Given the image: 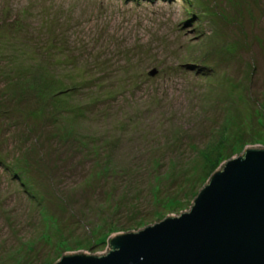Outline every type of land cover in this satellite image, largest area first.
Segmentation results:
<instances>
[{"label":"rangeland","instance_id":"rangeland-1","mask_svg":"<svg viewBox=\"0 0 264 264\" xmlns=\"http://www.w3.org/2000/svg\"><path fill=\"white\" fill-rule=\"evenodd\" d=\"M248 148H264V0H0V264L106 255Z\"/></svg>","mask_w":264,"mask_h":264},{"label":"water","instance_id":"water-1","mask_svg":"<svg viewBox=\"0 0 264 264\" xmlns=\"http://www.w3.org/2000/svg\"><path fill=\"white\" fill-rule=\"evenodd\" d=\"M193 202L178 217L114 235L106 255L67 254L55 264H264V148L226 162Z\"/></svg>","mask_w":264,"mask_h":264},{"label":"trees","instance_id":"trees-1","mask_svg":"<svg viewBox=\"0 0 264 264\" xmlns=\"http://www.w3.org/2000/svg\"><path fill=\"white\" fill-rule=\"evenodd\" d=\"M43 47L42 46H40V45H38V47H37V50L39 51V49H42ZM48 53H50V51L48 50L47 52H46V54H48ZM36 88H39L40 89V93L37 95V97L40 99V98H42L44 95H46L50 90H51V85H49V86H46V85H36L35 86ZM30 92H32V91H30ZM36 95V94H35ZM53 95L55 96L56 94H54L53 93ZM38 98H37V100H38ZM45 104L43 103V102H40L39 103V106H40V109H41V111L43 112V113H47L48 112V109H47V107L46 106H44ZM32 113H34V115L35 116H38V117H43L44 116V114H42L41 112H36L35 113V110H32ZM33 115V116H34ZM31 136H32V139H33V142L32 143H39V141H41V139H42V137H40L39 136V138L35 135V131H34V129L32 130V132H30L29 133ZM27 140L28 139H26L25 140V142H27ZM34 144H30V148H29V150L27 151V152H25L26 154H27V159H28V161L30 162V163H32V164H34V162H32L33 160L35 161V157H34V155H32V154H30V149L33 147V146H35ZM23 146H20V144L17 146V153H19V154H21L20 152H21V148H22ZM207 148H205V150H206ZM33 150V149H32ZM202 151V150H201ZM18 155V154H17ZM21 156V155H20ZM18 157L17 159L18 160H20L21 159V157ZM40 160V159H39ZM41 161V160H40ZM3 161H2V159L0 158V163H2ZM28 162V163H29ZM36 163V162H35ZM31 165V164H30ZM117 165V164H116ZM119 166H120V168H125V169H130L131 168V166L129 165V164H125V166H121L120 164H118ZM119 166H117V167H119ZM217 163H213V164H208V170H210L211 172L212 171H214V169H216L217 168ZM115 167L116 166H114V167H107V169L109 170V171H115L116 169H115ZM149 167H151V166H147V165H141L140 167H138L137 168V172L135 173V174H137V176H140V178H143V176L144 175H142L143 174V172H145V170L147 171L148 170V168ZM17 171V169H14V173ZM25 177V176H24ZM24 177H20V181H21V183L22 184H25V183H27V184H29L28 183V177L27 178H25V179H23ZM25 191V193L26 194H31V196L32 197H36L35 196V194L32 192V191H30L29 189H25L24 190ZM39 264H51V262L49 263V262H41V263H39Z\"/></svg>","mask_w":264,"mask_h":264}]
</instances>
